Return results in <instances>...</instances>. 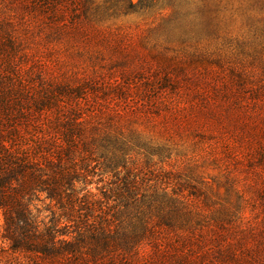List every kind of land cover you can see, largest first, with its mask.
Wrapping results in <instances>:
<instances>
[{
	"label": "trees",
	"instance_id": "obj_1",
	"mask_svg": "<svg viewBox=\"0 0 264 264\" xmlns=\"http://www.w3.org/2000/svg\"><path fill=\"white\" fill-rule=\"evenodd\" d=\"M76 1L90 23L159 2L43 0V13L73 23L65 15ZM30 5L0 0L5 12ZM251 6L264 12V0ZM12 16L0 15V213L1 239L15 257L0 264H264L246 244L254 235L238 226L241 191L228 184L221 194L158 167L154 158L165 163L167 148L114 121L119 113L95 108L85 84L38 79L31 92L33 78L13 57ZM258 196L264 203V190ZM42 201L49 215L39 221ZM255 227L264 237V219Z\"/></svg>",
	"mask_w": 264,
	"mask_h": 264
},
{
	"label": "rangeland",
	"instance_id": "obj_2",
	"mask_svg": "<svg viewBox=\"0 0 264 264\" xmlns=\"http://www.w3.org/2000/svg\"><path fill=\"white\" fill-rule=\"evenodd\" d=\"M25 1L28 8L0 15H13L12 53L33 78L30 91L38 92V79L85 84L95 108L119 113L114 121L167 148L165 163L154 158L158 167L196 185L208 181L221 194L228 184L241 191L238 226L254 235L246 242L253 253L264 256L255 227L264 219V12L251 9L253 0H159L99 23L84 20L80 1L65 15L73 23L48 21L43 0ZM169 19L174 23L163 26ZM35 204L41 221L49 213L45 202ZM2 226L0 213L6 262L15 256Z\"/></svg>",
	"mask_w": 264,
	"mask_h": 264
}]
</instances>
